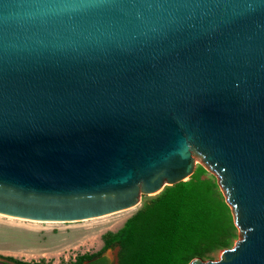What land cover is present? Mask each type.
I'll use <instances>...</instances> for the list:
<instances>
[{
	"label": "water",
	"instance_id": "water-1",
	"mask_svg": "<svg viewBox=\"0 0 264 264\" xmlns=\"http://www.w3.org/2000/svg\"><path fill=\"white\" fill-rule=\"evenodd\" d=\"M218 176L264 264V0H0V214L74 221Z\"/></svg>",
	"mask_w": 264,
	"mask_h": 264
},
{
	"label": "trees",
	"instance_id": "trees-1",
	"mask_svg": "<svg viewBox=\"0 0 264 264\" xmlns=\"http://www.w3.org/2000/svg\"><path fill=\"white\" fill-rule=\"evenodd\" d=\"M235 232L231 208L219 185L195 172L190 179L167 186L126 221L115 236L120 245L117 264L209 260L231 246Z\"/></svg>",
	"mask_w": 264,
	"mask_h": 264
},
{
	"label": "rangeland",
	"instance_id": "rangeland-1",
	"mask_svg": "<svg viewBox=\"0 0 264 264\" xmlns=\"http://www.w3.org/2000/svg\"><path fill=\"white\" fill-rule=\"evenodd\" d=\"M195 172L218 184V176L202 163L198 162ZM158 194L143 195L138 205L127 210L84 220L32 222L0 214V259L9 258L12 262L26 264H75L84 256L104 252L113 264H117L120 245L116 233ZM238 239L236 227L229 248ZM220 252H215L211 260L219 259Z\"/></svg>",
	"mask_w": 264,
	"mask_h": 264
},
{
	"label": "flooded vegetation",
	"instance_id": "flooded-vegetation-1",
	"mask_svg": "<svg viewBox=\"0 0 264 264\" xmlns=\"http://www.w3.org/2000/svg\"><path fill=\"white\" fill-rule=\"evenodd\" d=\"M0 264H26L24 262H12L9 258L0 259ZM81 264H113L112 260L104 252L93 254Z\"/></svg>",
	"mask_w": 264,
	"mask_h": 264
}]
</instances>
